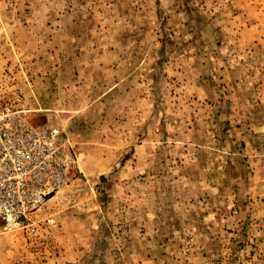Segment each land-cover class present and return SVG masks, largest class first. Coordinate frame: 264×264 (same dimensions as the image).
I'll return each instance as SVG.
<instances>
[{
    "label": "rangeland",
    "instance_id": "1",
    "mask_svg": "<svg viewBox=\"0 0 264 264\" xmlns=\"http://www.w3.org/2000/svg\"><path fill=\"white\" fill-rule=\"evenodd\" d=\"M0 92L79 158L0 264H264V0H0Z\"/></svg>",
    "mask_w": 264,
    "mask_h": 264
},
{
    "label": "built area",
    "instance_id": "2",
    "mask_svg": "<svg viewBox=\"0 0 264 264\" xmlns=\"http://www.w3.org/2000/svg\"><path fill=\"white\" fill-rule=\"evenodd\" d=\"M29 110L0 92V221L35 233L33 215L69 181L79 158L57 128L32 125Z\"/></svg>",
    "mask_w": 264,
    "mask_h": 264
}]
</instances>
